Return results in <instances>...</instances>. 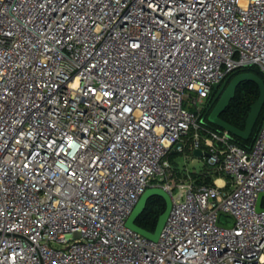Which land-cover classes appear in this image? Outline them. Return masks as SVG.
<instances>
[{
    "label": "built area",
    "instance_id": "1",
    "mask_svg": "<svg viewBox=\"0 0 264 264\" xmlns=\"http://www.w3.org/2000/svg\"><path fill=\"white\" fill-rule=\"evenodd\" d=\"M252 64L264 0H0V264H264V119L248 148L201 119ZM149 187L157 239L126 225Z\"/></svg>",
    "mask_w": 264,
    "mask_h": 264
},
{
    "label": "water",
    "instance_id": "2",
    "mask_svg": "<svg viewBox=\"0 0 264 264\" xmlns=\"http://www.w3.org/2000/svg\"><path fill=\"white\" fill-rule=\"evenodd\" d=\"M244 80H251L256 82L259 85V96L257 100L251 105L250 111L247 115L245 127L240 129L231 123L227 122L226 120L220 117L221 112L228 106L230 100L234 97L237 85ZM213 92H215L214 97L212 98L211 102L208 105V109L213 105L212 110L208 115V120L223 129L228 130L231 134L238 135L244 139H247L252 130L254 125L257 121V118L260 114L262 106L264 104V81L263 79L252 72L242 71L234 74L233 76L229 75L225 80L221 83H215L213 85ZM213 128V127H211ZM195 155H200V150L195 149L193 152ZM152 196H160L165 201V209L159 215L156 227L154 231H149L142 226L136 223V219L144 210L147 201ZM262 197H264V192H261L258 196L256 208L257 210L263 209L261 206ZM171 198L169 193L164 190L162 187H149L147 188L140 198L138 199L137 203L135 204L133 210L129 214L126 225L137 230L138 232L142 233L143 235L147 236L151 239H157L169 214L171 208Z\"/></svg>",
    "mask_w": 264,
    "mask_h": 264
},
{
    "label": "trees",
    "instance_id": "3",
    "mask_svg": "<svg viewBox=\"0 0 264 264\" xmlns=\"http://www.w3.org/2000/svg\"><path fill=\"white\" fill-rule=\"evenodd\" d=\"M242 71L255 73L259 75L264 81V73L259 69L257 65L254 64L246 65L239 68L238 70L233 72L231 76ZM259 92H260L259 85L256 82L251 80L241 81L236 87L234 97L230 100L228 106L221 112L220 117L226 120L227 122L231 123L232 125L240 129H243L245 127V122L247 115L250 111V107L257 100L259 96ZM210 102H211V97H209L208 99L207 106L209 105ZM207 106L205 108H208ZM204 111L205 110L203 109L202 111L203 114L201 116L204 115ZM205 118L206 120H208V117ZM263 119H264V104L262 106V109L260 111V114L257 118V121L254 125V128L250 136L247 139H244L238 135L233 134L232 135L233 140L246 148L250 147L258 133V130L260 128ZM208 122L211 124L209 120ZM206 125L209 127H213L215 129H221V127L217 125H212V124L211 125L206 124ZM175 152L176 151H173L168 155V158L172 164L174 163L172 157ZM175 170L178 173V175H181V173L177 170L176 167ZM202 180H204L205 182H211V178L209 176H204ZM165 205H166L165 201L162 197L160 196L150 197L147 201L144 210L136 219V223L149 231H154L159 215L164 211Z\"/></svg>",
    "mask_w": 264,
    "mask_h": 264
},
{
    "label": "rangeland",
    "instance_id": "4",
    "mask_svg": "<svg viewBox=\"0 0 264 264\" xmlns=\"http://www.w3.org/2000/svg\"><path fill=\"white\" fill-rule=\"evenodd\" d=\"M173 166L181 173V177H186L188 173H205L211 170V165L208 164L201 156L191 155L186 149L176 151L172 157ZM174 167V168H175ZM220 221L222 223L231 224L232 218L229 215L221 214Z\"/></svg>",
    "mask_w": 264,
    "mask_h": 264
},
{
    "label": "flooded vegetation",
    "instance_id": "5",
    "mask_svg": "<svg viewBox=\"0 0 264 264\" xmlns=\"http://www.w3.org/2000/svg\"><path fill=\"white\" fill-rule=\"evenodd\" d=\"M214 94H215V92H211V94H210V97H211V100H212V98L214 97ZM214 105V104H213ZM213 105L208 109V108H204V115L203 116H201V119H202V123L204 124V125H206V124H209V125H211L209 122H208V120H206V118L205 117H208V115H209V113H210V111L212 110V107H213ZM208 107V106H207ZM203 114V113H202ZM201 114V115H202ZM212 125H215V124H212Z\"/></svg>",
    "mask_w": 264,
    "mask_h": 264
},
{
    "label": "crops",
    "instance_id": "6",
    "mask_svg": "<svg viewBox=\"0 0 264 264\" xmlns=\"http://www.w3.org/2000/svg\"><path fill=\"white\" fill-rule=\"evenodd\" d=\"M186 151H187V153H189L191 155H195L194 153H191L189 150H186ZM188 174H190L192 176H196L197 175L196 173H188ZM188 174H186V175H188Z\"/></svg>",
    "mask_w": 264,
    "mask_h": 264
},
{
    "label": "bare ground",
    "instance_id": "7",
    "mask_svg": "<svg viewBox=\"0 0 264 264\" xmlns=\"http://www.w3.org/2000/svg\"><path fill=\"white\" fill-rule=\"evenodd\" d=\"M220 181V180H219Z\"/></svg>",
    "mask_w": 264,
    "mask_h": 264
}]
</instances>
